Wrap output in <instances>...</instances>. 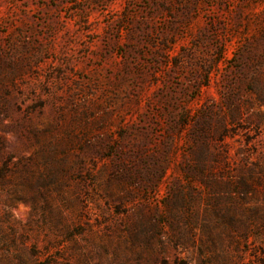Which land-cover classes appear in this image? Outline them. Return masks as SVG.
<instances>
[{"label": "rangeland", "instance_id": "1", "mask_svg": "<svg viewBox=\"0 0 264 264\" xmlns=\"http://www.w3.org/2000/svg\"><path fill=\"white\" fill-rule=\"evenodd\" d=\"M0 264H264V0H0Z\"/></svg>", "mask_w": 264, "mask_h": 264}]
</instances>
